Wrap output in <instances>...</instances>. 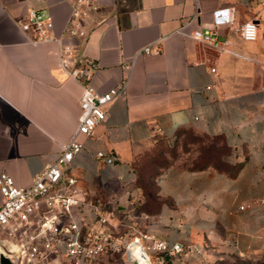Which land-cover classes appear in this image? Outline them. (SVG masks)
Here are the masks:
<instances>
[{"label": "crops", "instance_id": "crops-1", "mask_svg": "<svg viewBox=\"0 0 264 264\" xmlns=\"http://www.w3.org/2000/svg\"><path fill=\"white\" fill-rule=\"evenodd\" d=\"M74 1L0 0V172L28 185L74 130L81 85L59 60L60 45L70 44L95 62L97 89L126 80L125 93L105 105L92 133L77 136L81 149L67 168L76 190L100 200L106 225L119 235L146 230L196 246L201 252L187 255L195 263L200 253L212 261L264 249V5L88 0L86 15L70 16ZM222 6L231 7V22L213 33L227 40L224 49L191 38ZM28 9L51 17L58 41L31 40L34 32L17 23ZM248 18L256 23L253 40L238 30ZM145 45L148 53L140 51ZM185 129L217 137L226 153L193 167L196 159L180 151L175 164L140 177L134 165L143 151ZM97 150L114 161L103 162Z\"/></svg>", "mask_w": 264, "mask_h": 264}, {"label": "built area", "instance_id": "built-area-1", "mask_svg": "<svg viewBox=\"0 0 264 264\" xmlns=\"http://www.w3.org/2000/svg\"><path fill=\"white\" fill-rule=\"evenodd\" d=\"M257 1L264 5V0ZM88 4V0H75L70 4L69 15H86ZM229 22L231 7L215 8L211 11V23L203 30L193 29L190 36L223 50L227 40L219 41L213 28ZM17 23L23 31L34 32L32 41H58L48 14L28 9ZM238 30L244 40L256 37L252 18L243 20ZM68 34L80 35L82 30L69 28ZM150 50L145 45L140 51ZM59 60L65 73L81 85L77 124L54 158L42 162L28 185H19L12 176L0 172V264H203L204 261L195 263L187 257L191 249L201 252L196 246L181 241L167 242L146 230L117 234L106 225L100 200L93 199L89 190L73 187L76 179L67 168L81 149L77 136L92 133L104 118L105 105L125 93L126 80L121 78L105 89H97L91 80L95 62L77 53L70 44L60 45ZM95 156L105 163L115 159L113 154L101 150ZM125 215L130 218L129 213Z\"/></svg>", "mask_w": 264, "mask_h": 264}, {"label": "rangeland", "instance_id": "rangeland-1", "mask_svg": "<svg viewBox=\"0 0 264 264\" xmlns=\"http://www.w3.org/2000/svg\"><path fill=\"white\" fill-rule=\"evenodd\" d=\"M180 151H188V158L196 159L192 166L199 167L209 160H221L226 153V148L218 138L194 134L190 129H185L177 132L170 142L159 138L155 139L153 144L135 160V169L140 177L154 175L161 168L175 164L177 160L173 159L181 156ZM190 161L180 160L178 163L185 165ZM217 167L226 166L218 165ZM208 257L206 253H200L198 262L204 261L203 264H264V249L248 254L229 253L227 256L215 258L212 261Z\"/></svg>", "mask_w": 264, "mask_h": 264}, {"label": "trees", "instance_id": "trees-1", "mask_svg": "<svg viewBox=\"0 0 264 264\" xmlns=\"http://www.w3.org/2000/svg\"><path fill=\"white\" fill-rule=\"evenodd\" d=\"M215 138H217V137H215ZM202 165H203V164H201L200 166H202ZM200 166H199V167H200Z\"/></svg>", "mask_w": 264, "mask_h": 264}, {"label": "water", "instance_id": "water-1", "mask_svg": "<svg viewBox=\"0 0 264 264\" xmlns=\"http://www.w3.org/2000/svg\"><path fill=\"white\" fill-rule=\"evenodd\" d=\"M134 264V263H133Z\"/></svg>", "mask_w": 264, "mask_h": 264}]
</instances>
